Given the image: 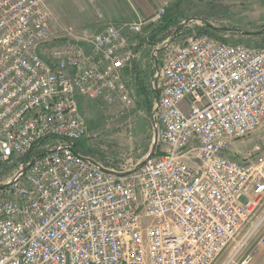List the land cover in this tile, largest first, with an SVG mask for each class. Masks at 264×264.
Returning <instances> with one entry per match:
<instances>
[{"label":"built area","instance_id":"2783aa9c","mask_svg":"<svg viewBox=\"0 0 264 264\" xmlns=\"http://www.w3.org/2000/svg\"><path fill=\"white\" fill-rule=\"evenodd\" d=\"M50 1L0 0V264H214L264 206V45L155 42L157 153L110 167L74 152L80 101L134 107L125 70L167 5L70 38Z\"/></svg>","mask_w":264,"mask_h":264},{"label":"rangeland","instance_id":"374dc122","mask_svg":"<svg viewBox=\"0 0 264 264\" xmlns=\"http://www.w3.org/2000/svg\"><path fill=\"white\" fill-rule=\"evenodd\" d=\"M59 10V17L62 12L59 25L69 30L70 38H79L85 33L99 32L108 22L96 18L83 21L77 26L76 16L79 13L74 12L73 7L68 5L63 10ZM177 13L175 25L170 28L171 30L161 33L158 38L162 39L164 36L171 35L174 36L175 43L181 44L208 22L215 28L228 30L218 31L213 37L217 40L246 46H262L264 44V33L261 35L252 34L264 28V0H184L183 4L178 6ZM53 14L55 16L54 12ZM144 33H146L145 30ZM137 38L142 47L135 48L133 51L136 58L131 68L135 66L137 70L148 72V74L153 72L147 82V98L153 107L156 92L151 86V81L157 68L160 67V62L152 59L153 44L149 41V36H147V40L141 34ZM131 68L127 69L128 73L124 74V78L136 98L133 108L126 110L122 106L123 112H83L88 125V132L84 139L87 141L86 145L90 151L86 155L92 156L104 165L115 168L133 165L143 160L152 151L155 144L151 111L147 109L142 103L141 97L136 93V80L130 73ZM247 140H250L251 143L235 145L240 154L235 157L236 159H239L244 152L250 151L253 146H259L261 137L254 135ZM263 213L264 206L258 210L251 227H246L214 264H241L244 261L245 264H264V246L258 245L259 237L264 229V219L261 217ZM244 238L247 240L244 241Z\"/></svg>","mask_w":264,"mask_h":264},{"label":"crops","instance_id":"0c3cea01","mask_svg":"<svg viewBox=\"0 0 264 264\" xmlns=\"http://www.w3.org/2000/svg\"><path fill=\"white\" fill-rule=\"evenodd\" d=\"M183 2L184 0H51L49 6L52 14L53 12L55 13L56 17L54 14L53 17L58 23L61 22L59 20L62 19V12L60 13V17L58 14L60 11L59 9L63 10V8L68 7V5L73 7L75 10L74 12L79 13V17L76 16V25L78 26L83 21L90 19L94 20L96 18L108 21L107 23L136 21L139 19L148 20L153 16L158 7L163 4L167 5L165 16L176 18L178 15V6H181ZM160 23L161 22L158 24ZM157 25L150 24L146 26L144 30L146 33L150 34ZM80 109L82 112H123L122 108L119 106H106L100 101L96 102L89 99L80 101ZM250 143V140L234 141L231 147V155L235 156V153H239L238 147H235V145Z\"/></svg>","mask_w":264,"mask_h":264},{"label":"trees","instance_id":"16d2710c","mask_svg":"<svg viewBox=\"0 0 264 264\" xmlns=\"http://www.w3.org/2000/svg\"><path fill=\"white\" fill-rule=\"evenodd\" d=\"M175 23H176V18L175 17H171V16L166 17L164 15L163 18H162L161 23L158 24L150 32L149 41L152 44H154L157 41H160L161 38H158V36L161 33L167 31L168 29H170L172 26H174ZM218 31L225 32V31H228V30L221 29V28L218 29V28H215L213 26H209L208 22H206L205 25H203L202 27L198 28V32H206L212 37H215V35H216V33ZM263 33H264V28H261V30H259L257 32H254L252 34L261 35ZM125 73H128L127 69L125 70ZM130 73L134 75L135 80H136L135 89H136L137 95L141 97L142 103H144L145 106L147 107V109L151 111L152 110V105L148 102V98H147V93H148L147 82H148L149 76L153 75V72L148 74V72L146 73L145 71H139V70H137V67L133 66L130 69ZM86 144H87V141L84 138L76 141L75 142V146H74V152L80 153V154H84V155L88 154L90 151H89V147ZM156 153H157V151H156Z\"/></svg>","mask_w":264,"mask_h":264},{"label":"water","instance_id":"95a60500","mask_svg":"<svg viewBox=\"0 0 264 264\" xmlns=\"http://www.w3.org/2000/svg\"><path fill=\"white\" fill-rule=\"evenodd\" d=\"M208 25L209 26H212L210 23H208ZM154 141H155V144L153 145V147H152V151H150L149 153H148V155L146 156V158H150V157H152L154 154H155V151H156V141H157V134H156V132H154ZM145 158V159H146Z\"/></svg>","mask_w":264,"mask_h":264}]
</instances>
